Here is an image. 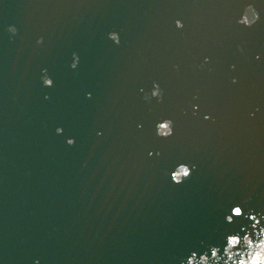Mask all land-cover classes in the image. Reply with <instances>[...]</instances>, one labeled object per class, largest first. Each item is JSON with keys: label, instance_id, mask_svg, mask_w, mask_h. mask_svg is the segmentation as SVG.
Wrapping results in <instances>:
<instances>
[{"label": "water", "instance_id": "1", "mask_svg": "<svg viewBox=\"0 0 264 264\" xmlns=\"http://www.w3.org/2000/svg\"><path fill=\"white\" fill-rule=\"evenodd\" d=\"M235 205L264 213V0H0V264H181Z\"/></svg>", "mask_w": 264, "mask_h": 264}, {"label": "clouds", "instance_id": "2", "mask_svg": "<svg viewBox=\"0 0 264 264\" xmlns=\"http://www.w3.org/2000/svg\"><path fill=\"white\" fill-rule=\"evenodd\" d=\"M260 19V13L257 9L249 4L244 12L241 14L238 24L243 25L246 28H250L255 25ZM177 28H183V22L177 20ZM8 31L15 34L17 29L15 26H9ZM108 38L112 40L116 45L120 44V36L118 32L108 33ZM43 38L37 40V43H42ZM259 59V56H257ZM208 58H205V62ZM79 57L73 53V62L71 67L75 69L78 65ZM46 73V70H44ZM42 82L45 87H52L53 80L45 74L42 77ZM233 79V83H235ZM91 96V93L88 94ZM151 96L162 100V90L159 84L154 83ZM47 98V97H46ZM198 108L197 105H193L194 111ZM205 119H210L209 116H205ZM140 127V125H138ZM57 133H62L63 129L57 128ZM156 135L167 139L174 135L173 121L170 119H164L156 124ZM69 145L75 143L73 138L67 140ZM151 156L152 153L150 152ZM195 165H188L186 163H180L175 166L174 170L170 172V179L172 183L180 185L185 180L190 178ZM250 198V197H249ZM226 222L235 223L237 220L246 219L250 221V225L246 229L240 231L229 232L224 237L222 246L210 245L204 252L197 253L193 251L188 257L181 261V264H264V213L254 214L252 210L245 213L244 208L240 205H235L230 209V214H227ZM38 264V261H37Z\"/></svg>", "mask_w": 264, "mask_h": 264}]
</instances>
